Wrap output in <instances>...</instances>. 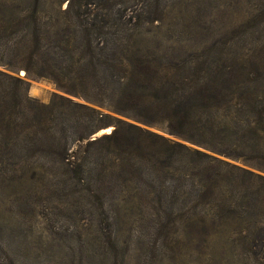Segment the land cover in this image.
<instances>
[{
	"label": "trees",
	"instance_id": "obj_1",
	"mask_svg": "<svg viewBox=\"0 0 264 264\" xmlns=\"http://www.w3.org/2000/svg\"><path fill=\"white\" fill-rule=\"evenodd\" d=\"M66 1L61 33H49L36 3L0 6V165L87 183L101 210L135 215L153 234L200 224L203 242L222 239L221 257L264 264L257 67L182 33L142 36L171 29L156 17ZM19 70L62 94L30 98Z\"/></svg>",
	"mask_w": 264,
	"mask_h": 264
},
{
	"label": "rangeland",
	"instance_id": "obj_2",
	"mask_svg": "<svg viewBox=\"0 0 264 264\" xmlns=\"http://www.w3.org/2000/svg\"><path fill=\"white\" fill-rule=\"evenodd\" d=\"M78 1L120 9L124 18L136 21L156 17L171 29L157 31L154 25L140 30L142 36L167 37V31L217 44L245 66H256V76L264 80V0ZM66 2L0 0V6L22 9L36 3L49 33H61L57 4L63 9ZM20 72L13 75L28 83L30 98L48 104L53 94H62L50 80ZM112 127L105 128L111 132ZM8 166L0 165V264H254L221 257L222 239L203 242L206 232L200 224L172 236L153 234L139 226L135 215L101 210L87 183L16 176Z\"/></svg>",
	"mask_w": 264,
	"mask_h": 264
},
{
	"label": "water",
	"instance_id": "obj_3",
	"mask_svg": "<svg viewBox=\"0 0 264 264\" xmlns=\"http://www.w3.org/2000/svg\"><path fill=\"white\" fill-rule=\"evenodd\" d=\"M20 75H21V76H24L25 73H24V72H20ZM104 129H106V128H104ZM113 129H114V127L111 128V130H113ZM104 134H107V133H105V132H97V133H95V134L92 136V139L98 138V137H100V136H102V135H104Z\"/></svg>",
	"mask_w": 264,
	"mask_h": 264
},
{
	"label": "bare ground",
	"instance_id": "obj_4",
	"mask_svg": "<svg viewBox=\"0 0 264 264\" xmlns=\"http://www.w3.org/2000/svg\"><path fill=\"white\" fill-rule=\"evenodd\" d=\"M105 132L110 133V128L109 129H106Z\"/></svg>",
	"mask_w": 264,
	"mask_h": 264
}]
</instances>
